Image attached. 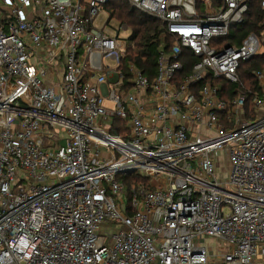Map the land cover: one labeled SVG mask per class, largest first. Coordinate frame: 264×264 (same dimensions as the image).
I'll return each mask as SVG.
<instances>
[{
    "label": "built area",
    "instance_id": "obj_1",
    "mask_svg": "<svg viewBox=\"0 0 264 264\" xmlns=\"http://www.w3.org/2000/svg\"><path fill=\"white\" fill-rule=\"evenodd\" d=\"M124 1L171 38L153 80L126 83L109 0H0V264H255L264 23L239 45L247 0Z\"/></svg>",
    "mask_w": 264,
    "mask_h": 264
},
{
    "label": "trees",
    "instance_id": "obj_2",
    "mask_svg": "<svg viewBox=\"0 0 264 264\" xmlns=\"http://www.w3.org/2000/svg\"><path fill=\"white\" fill-rule=\"evenodd\" d=\"M247 1L249 11L243 24L232 30L233 42L239 45L248 34L255 33L260 35L263 31L264 10L261 7V0ZM106 9L110 14L111 20H116L120 25H126L131 29V35L128 39L130 46L121 63L126 83L130 82L129 64L136 65L153 80L156 76L159 50L161 48L169 50L172 46L171 38L164 32L158 21L140 14L128 4L119 3L117 0H109ZM254 70L264 71V54L243 63L239 69L242 81L253 89L256 88V82L252 76ZM221 85L228 88V90H221V97L223 99L231 100L238 96L237 90H234V86L225 83ZM245 110L248 112V117H253L251 112V97H247L246 99ZM116 121L118 122L119 120ZM131 183L132 181L129 182V184Z\"/></svg>",
    "mask_w": 264,
    "mask_h": 264
},
{
    "label": "rangeland",
    "instance_id": "obj_3",
    "mask_svg": "<svg viewBox=\"0 0 264 264\" xmlns=\"http://www.w3.org/2000/svg\"><path fill=\"white\" fill-rule=\"evenodd\" d=\"M117 1L119 3H122V4H127L124 0H117ZM100 22H102V20ZM106 32L110 33L113 36L118 34L121 39H125V40L129 39V37L131 35V29L130 28L122 29V27L120 26V23L116 20H111L109 22ZM112 87H114V86L112 85ZM229 118L234 119L235 116H231ZM218 166H219L220 173L223 176H225L226 170H229V168H230V165L228 164L227 155L225 153L220 154L219 160H218ZM124 198L127 200L126 194L124 195ZM208 244L210 246H213L214 255H219L222 252V246L217 241L209 240ZM215 262H216V264L221 263V261L219 259H216Z\"/></svg>",
    "mask_w": 264,
    "mask_h": 264
},
{
    "label": "crops",
    "instance_id": "obj_4",
    "mask_svg": "<svg viewBox=\"0 0 264 264\" xmlns=\"http://www.w3.org/2000/svg\"><path fill=\"white\" fill-rule=\"evenodd\" d=\"M255 264H264V253L258 255Z\"/></svg>",
    "mask_w": 264,
    "mask_h": 264
}]
</instances>
